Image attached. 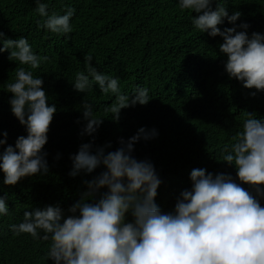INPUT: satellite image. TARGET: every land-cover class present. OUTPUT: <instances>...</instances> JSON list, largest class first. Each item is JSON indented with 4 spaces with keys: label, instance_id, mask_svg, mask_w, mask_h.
<instances>
[{
    "label": "trees",
    "instance_id": "16d2710c",
    "mask_svg": "<svg viewBox=\"0 0 264 264\" xmlns=\"http://www.w3.org/2000/svg\"><path fill=\"white\" fill-rule=\"evenodd\" d=\"M40 2L48 5L50 15L74 8L72 31L58 35L39 27L44 18L36 12L37 0H0V32L8 39L27 38L36 54L48 57L32 71L43 80L48 103L56 107L43 148L47 173L9 186L0 172V197H6L9 208L8 215L0 216V264H53L46 258L50 240L17 235L10 226L23 222L25 211L47 206L71 215L68 209L85 198L88 183L105 170L101 165L90 173L81 170L70 175V157L81 144L91 142L93 154L103 147L106 155L121 146V138L127 141L139 128L155 129L154 138L134 144L132 155L153 164L161 181L155 202L162 212L172 211L179 193L191 188L193 169L202 168L214 176L228 174L240 183L235 166L224 162L223 155L235 143L247 114L264 119V91L245 88L228 77L226 57L219 52L223 40L195 29L191 21L196 13L181 10L179 0ZM217 3L229 15L241 13L236 25L248 24V35L264 33V0H213V10ZM218 27L223 31L233 25L225 18ZM8 55V51L0 53V133L7 132L0 152L14 146L17 137L27 135L25 126L10 111L11 93L6 89L14 82L16 71L27 66L10 61ZM89 55L99 72L119 78L122 93L144 87L151 100L122 109L119 120L114 121L106 111L115 102L114 95L101 92L95 84L86 93L72 86L76 73L85 71ZM84 102L93 105L97 118H103L93 136L81 134L86 123ZM241 186L255 195L253 187ZM98 198L99 194L94 199ZM259 199L264 206V197Z\"/></svg>",
    "mask_w": 264,
    "mask_h": 264
},
{
    "label": "clouds",
    "instance_id": "9594fccd",
    "mask_svg": "<svg viewBox=\"0 0 264 264\" xmlns=\"http://www.w3.org/2000/svg\"><path fill=\"white\" fill-rule=\"evenodd\" d=\"M212 5L213 0H179L181 10L197 14L191 21L195 29L222 38L219 52L226 57L228 77L245 88L264 91V33L248 35V24L236 25L240 12L229 15L223 4L217 3L214 10ZM47 9L37 0L36 12L44 18L39 27L58 35L72 31L74 8L67 7L62 15H50ZM225 18L233 27L221 31L218 25ZM0 43V53L8 51L10 61L27 66L20 67L14 82L6 85L10 111L27 133L0 152L3 183L14 186L22 178L47 173L43 148L56 107L48 103L43 80L32 71L48 57L36 54L25 37L8 39L0 32ZM92 59L85 57V71L76 73L72 86L86 93L95 84L101 92L114 95L115 102L106 109L114 121L122 109L151 100L144 87L122 93L119 78L99 72ZM82 107L86 123L81 134L93 136L103 118L94 115L92 104L84 102ZM0 135L4 146L7 132ZM156 135L155 129L141 127L127 141L121 138V146L106 155L103 147L93 154L91 142L81 144L70 157V175L81 170L90 173L101 165L105 169L88 183L85 198L71 206L67 216L53 206L25 211L23 222L11 225V231L50 240L46 258L53 264H264V206L259 199L264 197V188L259 187L264 185V119L247 114L235 143L223 155L224 162L235 166L240 183L228 174L214 176L193 169L191 188L179 193L170 212H162L155 202L161 181L153 164L132 155L135 143ZM241 184L253 187L255 195ZM8 214L6 197H0V216Z\"/></svg>",
    "mask_w": 264,
    "mask_h": 264
}]
</instances>
